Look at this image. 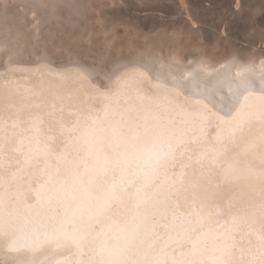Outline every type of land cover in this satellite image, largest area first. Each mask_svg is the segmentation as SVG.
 <instances>
[{
    "label": "snow or ice",
    "instance_id": "6c2138e0",
    "mask_svg": "<svg viewBox=\"0 0 264 264\" xmlns=\"http://www.w3.org/2000/svg\"><path fill=\"white\" fill-rule=\"evenodd\" d=\"M24 55L0 44V264H264V59Z\"/></svg>",
    "mask_w": 264,
    "mask_h": 264
},
{
    "label": "bare ground",
    "instance_id": "6f19581e",
    "mask_svg": "<svg viewBox=\"0 0 264 264\" xmlns=\"http://www.w3.org/2000/svg\"><path fill=\"white\" fill-rule=\"evenodd\" d=\"M100 1L103 5L105 4L103 0H0V44H3L4 38H7V40L21 48L25 55L23 56V63L19 67L30 70H35L38 65L48 64L51 69L58 71L71 68L76 63L116 62L153 54L165 59L175 55L182 61L185 56L192 60L202 57L210 65L223 62L232 57H237L243 61L264 59V45H260L263 48H258L250 44L242 49L238 46L239 44L236 45L237 43L227 42L223 43L225 51L207 50L203 40H201L203 34L200 35V29L202 27L198 23L199 9H204L201 0H171L175 4H172L174 7L172 6L171 10L176 11L175 13L178 14L179 19L173 20L170 18L169 21H164L165 19L162 20L163 18L160 17V19L152 15L142 16L146 20L137 15L132 16L130 14V17H127L126 14L121 15L122 12H119V9H121L119 7L122 2L124 4L125 0H107L109 3L106 2L107 5L114 4L115 8L111 9L107 6L108 8H98L99 10L95 14L91 13L95 4L97 3L98 6ZM130 1L133 0H129L127 4ZM5 4L7 5L6 8ZM99 5L101 6V3ZM174 8H177L178 11ZM172 11L170 14L173 13ZM91 19L92 22H94L93 19L96 20V23H90ZM148 20L149 22H147ZM146 24L150 25V30L144 36L143 46L145 50H138V44L135 45L130 40V46L128 49L126 48V52L113 53L111 51L110 43L117 36L116 32L119 29L117 25H121V30L129 34L132 33L133 29L141 28ZM117 27L118 29H116ZM58 32L63 34L60 35ZM95 33H104L103 35L108 36L103 37L102 34L100 36L103 37L104 41L103 50H95V54L73 50V48L91 50L89 44L95 42L93 41ZM213 34L211 35L213 36ZM163 35L170 36L168 39H163ZM133 36L135 35L133 34ZM38 37L49 40L55 47L63 48L64 52L47 50L39 44ZM116 38L119 37L117 36L114 39ZM221 40L223 42L225 38L223 39L215 33L212 41L218 43ZM262 43H264V40ZM212 44L214 43L212 42ZM211 47L213 46L211 45ZM2 71L3 69H0V72ZM38 78L36 75L32 76L33 80Z\"/></svg>",
    "mask_w": 264,
    "mask_h": 264
},
{
    "label": "rangeland",
    "instance_id": "374dc122",
    "mask_svg": "<svg viewBox=\"0 0 264 264\" xmlns=\"http://www.w3.org/2000/svg\"><path fill=\"white\" fill-rule=\"evenodd\" d=\"M125 1H124V4H122L123 2L121 3L119 7L121 9L118 8L119 12L120 13L122 12L121 15L126 14V16L128 15L127 17H130L131 15L132 16L137 15V16H140L141 19H144V20H146L145 18H142V16L144 17V15L145 16L152 15L154 17H159V18L161 17L163 18L162 20L165 19L164 21L166 20L169 21L170 18H172L173 20L179 19V17H177L178 14L175 13L176 11L173 12L171 10L174 7L173 5H175L174 2H172L173 0L172 1L171 0H135V1L133 0L134 2L130 1L129 4H127L129 0L126 3ZM201 1H202L201 3L204 5L203 6L204 9L203 8L199 9L200 13L198 14V20H199L198 23L202 27L200 29L201 30L200 35L203 34L201 35V40H203L207 50L216 49L218 51H225L224 44L227 42L231 44L237 43L236 45L239 44L238 46L241 47L242 49L246 48L250 44H253V46L258 47V48L260 47V45L261 46L264 45V43H262V41L264 40V0H201ZM104 2L106 5L105 4L103 5L102 1L98 2V6L96 3L94 9L91 10L92 11L91 13H94V14L97 13V11L99 10L98 8L100 9L108 8V7L109 8L111 7V9L115 8L114 4L107 5L108 3L107 0H103V3ZM100 3L102 7L99 5ZM175 9L177 10V8H174V10ZM171 11L174 14L173 13L170 14ZM163 14L165 15V17ZM90 21H91L90 23H93V24L96 23V20L94 19H93L94 22H92V19ZM147 22H149V20ZM117 26L119 27V29L118 27L116 28L118 29V31L116 30L117 31L116 33L119 38L114 39L115 37H117L115 36L112 39L113 41L112 40H111L112 42L110 41L111 51L113 53L126 52V48L128 49V47L130 46V43H129L130 40H132L135 43V45L138 44L137 45L138 50H145L143 46L144 41H145L144 36L150 30L149 24L148 25L146 24L145 26H141V28H138L135 30L131 29L132 33H129V34L121 30L122 29L121 25H117ZM146 29L147 31H145ZM215 33L216 35L223 37V39L225 38V40L223 42L221 40L218 43H215L214 41H212ZM58 34L62 35L63 33L58 32ZM101 34L102 33L96 34L93 40L95 42L91 43L92 45L89 44L91 50L86 51V50H82L81 48H73V50L87 52L89 54H95L96 51L103 50L104 41L102 38L107 35L106 34L103 35L104 34L103 33L102 34L103 37L101 38L100 37L102 36ZM133 34L135 36H133ZM211 34H213V36ZM169 36L170 35H163L162 38L168 39ZM37 40H39L38 41L39 44L43 45L47 50L50 49V51H54V52H60V51L64 52L63 48L55 47L49 40L40 39L39 37L37 38ZM212 42L215 45L212 44ZM211 45L213 47H211ZM260 48H263V47H260Z\"/></svg>",
    "mask_w": 264,
    "mask_h": 264
}]
</instances>
